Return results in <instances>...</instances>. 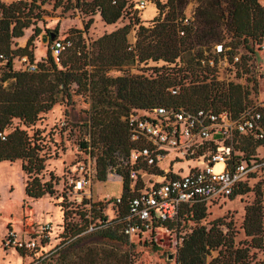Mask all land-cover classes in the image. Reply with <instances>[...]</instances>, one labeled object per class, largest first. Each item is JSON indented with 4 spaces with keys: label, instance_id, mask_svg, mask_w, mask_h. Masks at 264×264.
<instances>
[{
    "label": "trees",
    "instance_id": "obj_1",
    "mask_svg": "<svg viewBox=\"0 0 264 264\" xmlns=\"http://www.w3.org/2000/svg\"><path fill=\"white\" fill-rule=\"evenodd\" d=\"M189 0H167L162 3L155 0L159 15L152 20L155 25L150 31L140 17H131L129 23L112 32L104 33L98 39L88 43L84 33L94 23V15L99 13L106 24H114L126 13H131L134 2L130 0H30L6 3L0 0V62H5V71L0 82V161L14 162L23 160L22 168L28 179L25 192L28 197L40 199L55 195V175L45 180L41 175L46 169L47 157L43 153L40 138L30 135L20 125H13L15 119L30 126L48 112L57 103L70 104L74 94H89L93 100L89 119L90 141H83L85 148L97 157L98 179L106 181L109 169L114 167L121 156H128L137 146L130 138V128L123 117L140 109L157 106L198 109L213 107L216 111L228 109L237 116L246 106L244 97L250 91L237 83L220 82L213 75L215 69L210 66L214 59L209 53L213 43H220L226 33L231 41L224 46L231 61L237 48L244 44L255 52V46L264 40V5L260 0H199L200 4L191 17L189 25L184 24V8ZM53 3L54 9L62 7L64 11L78 10L88 15L84 29L71 28L65 41L67 44L58 60L49 53L48 58L37 62L35 71L15 70L14 58L27 55L34 57V41L42 33L37 22L43 20V6ZM225 4V5H224ZM155 5V3H154ZM136 23L139 40L133 49H129L128 34ZM35 25L26 46L13 48V40L25 35V29ZM184 29L185 34L179 31ZM55 39V38H54ZM52 39V41L54 40ZM227 52V51H226ZM247 58V57H245ZM149 60L165 62L156 68V74H109L114 67H123ZM248 70V69H247ZM12 80V81H10ZM10 81L8 85L4 82ZM178 86V93L170 88ZM241 150L254 154L261 142L252 144L248 138L241 139ZM244 158L234 156V162ZM123 176V203L115 205L117 216L107 220L100 215L102 231L111 239H128L123 227L128 213L127 197L130 178L126 170L117 169ZM251 190L242 184L229 196L231 199ZM246 208L243 228L251 237L247 246L236 247L234 230L227 223L228 230L222 225V218L216 219L211 226L200 224L207 216L205 202L192 206L185 204L179 213L178 221L191 219L197 225L183 235L177 247V264H256L250 255L252 248L264 245V205L262 193ZM100 203H93L92 211ZM85 212L82 216H85ZM107 221V222H106ZM170 228L172 224L164 223ZM78 231L74 235L80 233ZM215 250L218 255L208 260ZM119 261V260H117ZM127 259L125 264H129ZM264 264V263H263Z\"/></svg>",
    "mask_w": 264,
    "mask_h": 264
},
{
    "label": "rangeland",
    "instance_id": "obj_2",
    "mask_svg": "<svg viewBox=\"0 0 264 264\" xmlns=\"http://www.w3.org/2000/svg\"><path fill=\"white\" fill-rule=\"evenodd\" d=\"M138 1L130 0V2H134L133 10L114 24H106L99 13L94 15V23L89 31L84 33L87 42L91 43L104 33L124 26L129 23L131 17H140L143 25L152 24L149 17L154 15L156 10L149 6L146 10L141 11ZM150 1L155 3L158 16L159 9L155 0ZM160 1L167 2V0ZM260 2L264 5V0H260ZM53 3H46L43 6V20L37 22V25L42 29V33L35 39V47H33L37 62L48 58L52 49V39L49 35L48 40L43 41L44 33L53 32L56 35L55 39H64L71 28L84 29V24L89 19L88 15L82 14L78 10L64 11L62 7L54 9ZM199 4V0H189L184 8L185 15L192 16ZM135 10H138L136 16ZM34 27L35 25H31L25 29V33L28 34L30 31L33 33ZM138 28L139 23L134 24L131 28L128 34L130 41L139 40ZM222 35L224 38L220 43L225 44L231 41L232 38L226 33L225 26ZM19 39L13 40V48L19 47ZM217 44L219 43H213L209 50V53L214 57L210 66L215 69L213 75L216 76V79L220 82L241 84L244 86V90L250 91L249 96L244 97L246 105L264 102V48L262 46L259 48V45H256L253 53L244 44H241L235 54L240 59L236 60L234 56V60L231 61V55L228 52L231 47H227V52L218 54ZM5 64L6 61L0 63V82L5 71ZM164 64L163 60H149L147 63L137 62L121 68L114 67L109 74L118 76L130 72L151 76L156 74L157 67ZM21 66L22 56L17 55L14 58V69L19 70ZM10 81H6L4 84L8 85ZM94 103L88 93L74 94L70 104L66 101L57 103L48 112L41 113L35 124L27 126L19 119L14 120V126L19 124L30 135L40 138L43 153L47 157L46 169L41 175L45 180H49L50 173L53 172L56 193L55 195L47 194L40 199L28 197L25 192L28 175L23 171V160L0 161V264L23 263V259L16 250L12 247L4 249L2 242L14 238H38L43 233L50 237V242L45 245L46 247L62 245L60 254L57 256L60 264H125L127 259L129 264H177V247L181 243V237L197 225V222L191 219L182 220L180 224L167 222L172 224L173 228L164 224L154 231L129 236L128 239L106 237L101 227L91 230V225H100V215H106L109 220L116 218V206L113 201L107 202L106 199L123 194V191L121 194H110L120 188V180H118L120 178L115 172L113 175H108L106 181L99 180L97 174L93 175L90 184L84 185L83 204L78 202L79 194L71 185V180L79 177L83 167L88 170L92 159L96 157L90 153V148H85L82 144L83 141H90L88 125ZM248 141L251 144L254 142L250 139ZM241 146L243 143L240 141L235 147V155L244 158L251 157L261 164L244 183L251 190L234 199L224 197L212 202H205L207 216L200 222V224L211 226L213 221L222 218L224 220L222 227L225 230L229 229L227 223H230L235 231L236 247L247 246L251 240V237L245 234L243 222L246 208L258 198L257 192L262 193V204L264 205V146L259 145L254 154L241 150ZM190 164L193 162L180 163L177 164V167L181 166L183 167L181 172H187ZM86 201L100 204L96 211H92L91 205L85 204ZM85 212L87 214L82 216ZM78 231L81 232L74 235ZM217 255L218 250L213 251L208 260ZM250 255L254 263L263 264L264 245L261 248H252Z\"/></svg>",
    "mask_w": 264,
    "mask_h": 264
},
{
    "label": "built area",
    "instance_id": "obj_3",
    "mask_svg": "<svg viewBox=\"0 0 264 264\" xmlns=\"http://www.w3.org/2000/svg\"><path fill=\"white\" fill-rule=\"evenodd\" d=\"M149 3L154 2L139 0L138 7L144 11ZM155 12L157 16V9ZM191 17L186 16L183 23L189 25ZM144 26L150 31L155 25ZM179 33L184 35L185 30ZM129 43V49H133L137 41L129 40ZM67 44L65 38L52 41L51 53L57 60ZM261 46L264 48V41ZM216 49L218 54L227 51L223 43L217 44ZM1 57L6 61L3 55ZM235 59L240 57L235 56ZM37 69V61L22 56L19 70ZM170 91L178 93L179 87L173 86ZM123 119L128 123L130 138L137 146L128 156L119 157L108 175L115 172L123 180L118 168L126 170L129 175L128 213L123 227L129 236L142 235L166 222L178 221L185 204L192 206L197 202L229 197L261 165L254 159L234 162V156L235 147L243 137L264 146V102L246 105L237 116L228 109L216 111L213 107L192 110L157 106L136 110ZM184 162H193L188 165L187 172H181L183 167H177ZM97 173L95 157L88 170L83 167L79 177L71 180L80 204L84 202V185L90 184ZM106 200L113 201L114 205L123 203L122 196ZM85 204H90L92 210L93 202L86 201ZM100 221L99 226L91 225V230L105 225ZM49 242L50 237L43 233L38 238L8 239L2 242V246L4 249L14 248L23 259L22 264H60L57 256L62 245L46 247Z\"/></svg>",
    "mask_w": 264,
    "mask_h": 264
},
{
    "label": "crops",
    "instance_id": "obj_4",
    "mask_svg": "<svg viewBox=\"0 0 264 264\" xmlns=\"http://www.w3.org/2000/svg\"><path fill=\"white\" fill-rule=\"evenodd\" d=\"M1 1H3V2H6V3H10V2H12V0H1ZM153 5H154V3H152ZM155 6V5H154ZM155 14H156V12H155ZM155 14L154 15H152L151 17H149V18H153L154 16H155ZM112 32V31H111ZM32 35V32L30 31L28 34H26L25 33V35L23 36V37H20V39H19V42H20V44H19V47L21 46V47H24V46H26V44H27V41H28V39H29V37ZM18 47V46H17ZM120 178V177H119ZM118 180H120L119 182H120V188H119V190H117V191H112V192H110V194H121L122 193V191H123V181H122V179L120 178V179H118Z\"/></svg>",
    "mask_w": 264,
    "mask_h": 264
},
{
    "label": "water",
    "instance_id": "obj_5",
    "mask_svg": "<svg viewBox=\"0 0 264 264\" xmlns=\"http://www.w3.org/2000/svg\"><path fill=\"white\" fill-rule=\"evenodd\" d=\"M49 35H50L51 39H54L56 36L55 33H53V32H51L50 34L44 33L43 34V41H47L49 38ZM171 257H172V255H171Z\"/></svg>",
    "mask_w": 264,
    "mask_h": 264
},
{
    "label": "bare ground",
    "instance_id": "obj_6",
    "mask_svg": "<svg viewBox=\"0 0 264 264\" xmlns=\"http://www.w3.org/2000/svg\"><path fill=\"white\" fill-rule=\"evenodd\" d=\"M149 6H152V7L154 8V10H156V9H155V6H154L152 3H149V4L147 5V7L145 8V10H146Z\"/></svg>",
    "mask_w": 264,
    "mask_h": 264
}]
</instances>
